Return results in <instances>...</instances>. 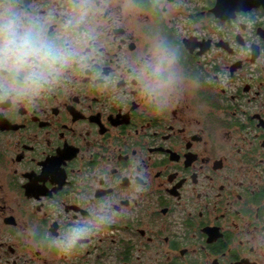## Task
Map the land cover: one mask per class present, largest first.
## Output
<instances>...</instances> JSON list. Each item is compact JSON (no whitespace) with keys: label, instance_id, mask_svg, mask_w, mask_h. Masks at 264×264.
<instances>
[{"label":"flooded vegetation","instance_id":"flooded-vegetation-1","mask_svg":"<svg viewBox=\"0 0 264 264\" xmlns=\"http://www.w3.org/2000/svg\"><path fill=\"white\" fill-rule=\"evenodd\" d=\"M77 2L22 0L50 32ZM90 2L88 66L0 102V264H264V0Z\"/></svg>","mask_w":264,"mask_h":264},{"label":"clouds","instance_id":"clouds-1","mask_svg":"<svg viewBox=\"0 0 264 264\" xmlns=\"http://www.w3.org/2000/svg\"><path fill=\"white\" fill-rule=\"evenodd\" d=\"M99 10L90 0H79L60 28L50 32L51 14L41 18L22 0H0V102L11 99L15 103L59 83L65 69L74 63L88 66L90 56L84 54V48L94 39L87 26L89 13ZM177 59L167 41L156 43L137 69L142 93L163 103L175 87L172 73ZM86 235L77 231L65 252Z\"/></svg>","mask_w":264,"mask_h":264}]
</instances>
